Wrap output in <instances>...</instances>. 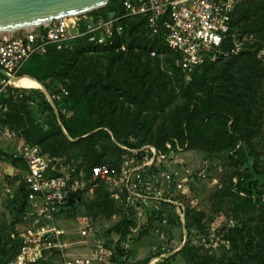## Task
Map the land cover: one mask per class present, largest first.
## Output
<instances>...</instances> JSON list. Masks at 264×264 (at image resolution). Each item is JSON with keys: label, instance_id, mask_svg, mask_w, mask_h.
Instances as JSON below:
<instances>
[{"label": "rangeland", "instance_id": "374dc122", "mask_svg": "<svg viewBox=\"0 0 264 264\" xmlns=\"http://www.w3.org/2000/svg\"><path fill=\"white\" fill-rule=\"evenodd\" d=\"M241 1L246 0H236L235 4ZM230 41L237 44V54L248 45V51H254L259 44L257 36L253 33L242 37L232 34ZM84 57L80 61V68L86 72V82L96 88L97 97L98 94H106L104 99L99 96L98 103L88 98L90 93L86 94L84 109H89L92 120L102 125L87 135L99 130H109L110 127L116 131L124 129L125 132L134 129L137 136H130L131 146L124 148L133 151L142 147L154 148L166 153L171 161H180L193 171H196L201 163H206V177L191 179L190 191L182 211L167 209L162 219H154L149 215L141 222V229L144 226L145 231L138 230L122 236L121 231L115 228L127 214L121 206V199H112L106 191L107 187L102 183L108 199L102 192H98V186L94 185L86 171L87 161L79 157L72 165L83 174L87 186L79 193L81 200H78L75 208L70 213L58 215L50 225L52 231L47 236L46 245L51 248L44 251L39 262L62 264L88 254L92 244L100 242L107 248L112 245L118 249L105 264H131L149 257V264H229L233 261L259 264L248 257L245 250L248 249L254 254L256 250L262 249L263 242L258 239L259 233L264 229V211L259 208V205L264 204V176L258 175L256 170L264 168V78L260 82L258 92L263 104L257 119L253 107H248L250 104L242 108L241 105L235 106L224 98L221 81L225 75L222 76L219 71L209 72L203 79L204 86L211 88L209 92L203 85L188 84L191 79L181 80L172 62L169 63L170 68H166L162 61L158 66L153 61L146 69V80L139 79L140 71L134 73L135 66H130L133 62L128 63V67H123L124 64L121 63H110L104 53H87ZM256 58L264 67V47L256 53ZM236 74L231 78L241 87L247 76ZM75 79L71 74L62 79H50L47 85L56 90L52 94L55 95L61 83L71 89L75 88ZM99 81L101 83H98ZM109 83L113 84V88L106 89ZM188 85L190 90L187 91ZM66 92V95L57 99L47 94V100L53 103L56 113L58 110L53 100L61 101L68 95L67 90ZM71 108L72 106L70 110ZM70 110L60 108L66 117L71 114ZM224 113H228V116L223 115L220 118L219 115ZM31 116L35 121L42 123L44 130L47 129L48 120L44 112L34 108L31 110ZM201 116H205V124L200 128L201 138L197 139L193 146L187 147L185 144L182 147L172 139L185 123ZM225 118L236 121L239 132L247 136L246 141L240 142L238 146L244 153V162L240 164V168L250 174L254 182L251 188L252 197L259 201L255 208H248L237 217L232 214L233 203L228 196L230 189L227 187L232 174L228 158L232 150L223 146L220 140V134L228 127ZM170 138L172 140H169ZM49 142L62 151L61 137H53ZM161 143L165 145L160 149L158 146ZM0 151L2 155L11 151L1 139ZM253 152L257 154L256 161L253 160ZM125 155L127 154L123 151L118 163ZM116 167L109 169L116 171ZM17 186L15 181L9 180L5 188H0V228L4 231L0 232L3 236L6 232L9 235L17 233L18 236L29 230L32 225L27 203L17 218L10 211L11 205L5 203L2 207V193L5 191V197H8L9 189ZM94 205H99L105 212L95 215L92 213ZM239 223L240 226H237ZM260 235L264 236V232ZM17 243L18 241L16 246L19 245ZM181 249H186L188 254L182 253L174 257Z\"/></svg>", "mask_w": 264, "mask_h": 264}, {"label": "built area", "instance_id": "2783aa9c", "mask_svg": "<svg viewBox=\"0 0 264 264\" xmlns=\"http://www.w3.org/2000/svg\"><path fill=\"white\" fill-rule=\"evenodd\" d=\"M235 2L124 0L121 4L124 14L120 17L104 19L89 12L74 16L70 21L54 20L20 33H3L0 34V69L11 75L16 84L15 74L32 56H43L48 46L55 45L60 49L81 38L98 46L111 45L113 38L121 35L123 18L143 16L150 35L164 31L166 46L178 53L176 66L186 79H190L195 68L204 62L216 63L237 54L238 46L229 38L230 14ZM124 50V46L116 49ZM10 85L16 89L31 88L14 86L0 73V96ZM66 94V89L59 86L51 98ZM29 104L33 105L32 102ZM0 110H3L1 103ZM0 139L11 149L8 158L25 166L23 170L0 160V188H5L9 180L23 186L27 193L28 216L32 221L26 232L10 235L20 246L8 264H32L41 260L44 251L51 248L46 245L47 236L52 231L50 225L60 214L58 211L67 205L69 193L82 191L86 182L71 162L44 154L38 146L27 144L16 132L0 129ZM120 148L127 155L122 157L116 171L95 165L90 168L89 176L92 182L106 186L112 199H121V206L127 213L123 219L127 217L135 223V227L129 228L131 233L140 230L142 220L149 215L162 219L167 209L182 211L191 179L206 177V163H201L193 171L180 161H171L166 153L154 148L142 147L135 151ZM179 217L182 222V214ZM114 254L113 246L107 248L105 244L96 242L88 249V254L62 264H105Z\"/></svg>", "mask_w": 264, "mask_h": 264}, {"label": "trees", "instance_id": "16d2710c", "mask_svg": "<svg viewBox=\"0 0 264 264\" xmlns=\"http://www.w3.org/2000/svg\"><path fill=\"white\" fill-rule=\"evenodd\" d=\"M123 1L124 0H108L106 6L96 9L91 13L104 19L120 17L124 14L121 5ZM120 24L122 27L121 35L113 38V43L111 45L106 44L104 46H98L88 43L85 38H81L71 41L67 47H61L60 49H57L55 45H50L47 47L46 53L43 56L34 55L27 60L22 68L15 74V79L23 83L26 87L31 88L16 89L10 85L6 93L0 96V103L3 107V110H0V129L8 128L21 136L27 144L38 146L44 154L51 157L63 158L67 162H71V164H75V161H77L79 157H83L84 160L87 161V173H89L90 168L95 165H104L108 169L110 167H116L123 153L120 147L131 146L129 143L130 136H137V133L134 129L125 132L123 131L124 129L116 131L110 127L109 130H99L87 135L102 125L92 120L89 109H84L83 101L87 97L86 94L90 93L88 98H92V101L96 103H98L97 99L99 96L104 99L106 94H98L97 97L96 88L92 84L86 82L88 77L84 69L80 68V61L85 58L84 56L87 53H104L108 56V61L110 63H121L124 64L123 67H128V63L133 62L130 66H135L134 73L137 74V72L140 71L141 75L139 79H146L148 74L146 69L153 61L157 66L159 62L162 61L166 68H170L169 63L172 62V64L176 66L175 61L178 58V53L170 50L166 46L163 30H160L157 35L149 34L145 27V18L143 16L123 18ZM249 33L256 35L259 41L254 51H248V45L243 51L236 55H232L226 60H220L216 63L204 62L195 68L190 78L191 81L188 84H193V86L200 84L204 86L205 81L203 79L205 76L209 72L219 71L222 76L225 75L224 78L222 77L223 79L221 81V87L225 92L224 98L228 99L229 102L235 106L241 105L242 108L250 104L251 106L248 107H253L254 112L257 113L255 117L258 119L263 104L259 99L258 92L260 89V82L264 78V67L257 60L256 53L264 47V0L241 1L236 3L232 9L230 14L229 38L232 34H235L237 37H242ZM120 46H124L125 50L123 52L116 51ZM151 53H154V56H151ZM176 70L181 80H184V78H186L184 73H182L177 66ZM229 73L231 75H229ZM234 73L240 76L246 74L247 77L244 79V83H242L241 87L233 82L231 76H233ZM71 74L75 76L77 84L75 88L71 89L61 83V86L68 91V95L59 102L53 100L58 110L56 113L53 109V103L47 100V94L52 96L56 90L53 88L51 89L49 85H47V81L53 78L62 79ZM227 78H229V80H227ZM30 79L35 82L30 81ZM139 82L142 83V80ZM98 83H101V81ZM189 87L190 85L187 86V91L190 90ZM204 87L206 88L207 86ZM110 88H113L112 83L106 86V89ZM207 90L210 92L211 88L207 87ZM18 95L21 96L19 97ZM183 96L185 95L183 94ZM30 102L33 103L32 106L29 104ZM92 104L93 102L91 105ZM70 106H72V111L70 110ZM34 108H39L47 116L48 123H46V130L42 128L41 122L35 121L31 116V110ZM60 108L69 109L71 114L66 117L61 113ZM227 114L228 113L217 115L222 118L223 115L228 116ZM203 117L205 116L185 123L183 128L177 130V134L174 135L172 139H175L182 147L185 144H187V147L193 146L196 140L201 138L202 132L200 128L205 124L204 122L206 120ZM225 120L228 127L220 134V140L223 146L232 150L228 157L230 159L232 174L229 177L230 180L228 181L227 187L230 189L228 196H230L233 203L232 214L237 217L246 209L251 207L255 208L256 205L259 204V201L252 197L253 193L251 188L254 182L250 174L240 168V164L244 162V153L238 146L240 142L246 141L247 136H243V134L239 132L236 121L229 120L228 118H225ZM56 136L61 137L60 145H63L62 151H59L56 146L49 142L51 138ZM172 139L170 138L169 140ZM165 143H161L160 146L157 145L158 148H164ZM253 154V160L256 161L257 154L254 152ZM2 159L8 161L13 167L25 170V166L22 163L11 161L7 153L2 155L0 151V160ZM256 173L264 176V168L256 170ZM94 183V185L98 186L96 190L102 192V195L108 199V195L104 191L101 183ZM79 193L80 192L76 194V198L81 200ZM26 198L27 193L20 184L15 187L12 197H7L6 200L5 198L3 199L2 207H4L5 203L11 205L10 211L12 215L17 218L20 216L22 210H24ZM75 206L76 203L74 205H66L64 207V213H70ZM259 208L264 211V204L259 205ZM102 212L105 211L101 209L99 205L92 206V213L95 215ZM187 222L186 216V223ZM237 226H240V223ZM132 227H135V223L127 217L115 226L117 230L121 231L122 236L131 233L129 228ZM139 229H141V226ZM144 229L143 226L139 232L145 231ZM1 232L0 264H8V261L17 252L18 245L16 246V242L13 241L11 237L9 238L10 235L8 232H6L4 236ZM262 232H264V229L259 233L258 239L259 241H263L262 249L259 251L256 250L257 252L254 254H251L248 249L245 250V254L259 264H264V236L260 235ZM117 250L118 249L114 248L115 254ZM182 253L188 254L186 249H181L176 255ZM150 261L151 259L149 257L131 264H149ZM41 263L43 262L37 261L32 264ZM229 264L244 263H236V261H233Z\"/></svg>", "mask_w": 264, "mask_h": 264}, {"label": "water", "instance_id": "95a60500", "mask_svg": "<svg viewBox=\"0 0 264 264\" xmlns=\"http://www.w3.org/2000/svg\"><path fill=\"white\" fill-rule=\"evenodd\" d=\"M108 0H0V34L20 33L54 20L65 19L92 12L106 6ZM0 73L10 79L14 78L0 69ZM74 194L69 193L67 205L75 202ZM62 208L58 212L61 213Z\"/></svg>", "mask_w": 264, "mask_h": 264}, {"label": "crops", "instance_id": "0c3cea01", "mask_svg": "<svg viewBox=\"0 0 264 264\" xmlns=\"http://www.w3.org/2000/svg\"><path fill=\"white\" fill-rule=\"evenodd\" d=\"M86 186H87V183H86ZM86 188V187H85ZM84 188V189H85ZM83 189V190H84ZM10 192H7L8 193V197H12L13 196V194H14V191H15V188L14 187H11L10 189ZM79 192H82V191H79ZM78 192H76V193H73L74 194V199H75V202H74V204L75 203H77L78 202V198H76V194H77ZM5 198V200L7 199V196L5 197V191H4V193H2V200ZM74 204H72V205H74ZM62 213H64V211L63 212H61L60 214H62ZM59 214V215H60ZM177 256V255H176ZM176 256H174V257H176ZM179 256V255H178Z\"/></svg>", "mask_w": 264, "mask_h": 264}, {"label": "bare ground", "instance_id": "6f19581e", "mask_svg": "<svg viewBox=\"0 0 264 264\" xmlns=\"http://www.w3.org/2000/svg\"><path fill=\"white\" fill-rule=\"evenodd\" d=\"M64 20H66V21H70V20H72V17H70V18H65ZM68 23H69V22H68ZM16 84H17V85H21V86H25V85L22 84L20 81H17ZM25 87H26V86H25Z\"/></svg>", "mask_w": 264, "mask_h": 264}]
</instances>
